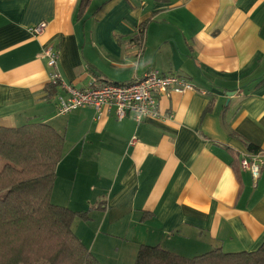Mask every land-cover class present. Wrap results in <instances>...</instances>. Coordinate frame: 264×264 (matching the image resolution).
Segmentation results:
<instances>
[{"label": "crops", "instance_id": "obj_1", "mask_svg": "<svg viewBox=\"0 0 264 264\" xmlns=\"http://www.w3.org/2000/svg\"><path fill=\"white\" fill-rule=\"evenodd\" d=\"M51 45L80 90L151 71L195 90L163 95L162 118L140 125L109 108L59 116ZM33 123L65 138L52 202L81 214L73 230L101 264H135L141 245L257 251L264 167L256 181L241 161L264 157V0H0V128Z\"/></svg>", "mask_w": 264, "mask_h": 264}, {"label": "trees", "instance_id": "obj_2", "mask_svg": "<svg viewBox=\"0 0 264 264\" xmlns=\"http://www.w3.org/2000/svg\"><path fill=\"white\" fill-rule=\"evenodd\" d=\"M90 1L82 0V8ZM64 147L65 138L47 123L0 128V264H101L73 230L81 214L52 202ZM135 264H264V244L255 252L218 248L192 258L141 245Z\"/></svg>", "mask_w": 264, "mask_h": 264}, {"label": "built area", "instance_id": "obj_3", "mask_svg": "<svg viewBox=\"0 0 264 264\" xmlns=\"http://www.w3.org/2000/svg\"><path fill=\"white\" fill-rule=\"evenodd\" d=\"M45 24L32 30L34 35L41 34ZM47 65L51 69L49 83L57 88V112L59 116H67L81 108L92 107L98 114L103 108L115 110L118 121L132 117L137 124L147 120H159L162 115L158 100L165 94L174 92L184 94L194 91L195 87L187 78L176 74H161L151 71L143 78H136L131 83L113 84L103 86H90L80 90L66 83L59 69L60 51L54 45L48 46L43 52ZM137 141L135 137L133 144ZM243 170L251 172L257 181L264 167L262 155H246L242 158Z\"/></svg>", "mask_w": 264, "mask_h": 264}]
</instances>
